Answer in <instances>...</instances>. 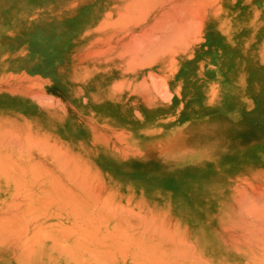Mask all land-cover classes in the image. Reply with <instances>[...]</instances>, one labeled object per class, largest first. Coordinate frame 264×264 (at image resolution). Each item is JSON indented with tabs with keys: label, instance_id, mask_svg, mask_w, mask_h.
<instances>
[{
	"label": "rangeland",
	"instance_id": "374dc122",
	"mask_svg": "<svg viewBox=\"0 0 264 264\" xmlns=\"http://www.w3.org/2000/svg\"><path fill=\"white\" fill-rule=\"evenodd\" d=\"M72 1L84 23L71 37L70 47L60 48L61 54L67 53L61 56L62 74L70 76L71 85L45 87L41 118L28 120L27 179L41 178L27 184V239H77L72 248L77 263L125 264L126 257L119 259L118 251H130V256L133 251L138 264H144L152 258L149 244H156L155 255L164 251L171 261L176 256L175 242L163 240L160 232L154 230L152 239H145V219L177 227L189 243L197 237L221 243L228 254L234 252L237 235L244 234L230 222L241 227L260 222L257 230L262 227L263 232L264 216L257 212H264V80L257 95H250L244 45L259 44L256 55L264 64V0L240 3L246 22L240 25L243 47L236 52L227 47L222 51L221 43L239 39L236 32L231 34L232 17L227 19V3L239 0H181L184 3L174 5L173 0H141L142 7L140 0ZM140 8L151 10L136 12ZM69 58L71 63H63ZM102 75L108 78L100 82ZM2 171L0 176L6 173ZM55 182L54 190L59 191L54 194ZM89 187L90 193H98L94 202L96 195L85 196ZM102 198L114 214L102 207ZM251 201L260 206L253 214L262 222L246 213ZM122 208L132 214L117 217L115 212L121 216ZM189 236L196 238L189 241ZM118 241H129L130 247L105 246ZM113 250L115 259L108 258ZM247 254L237 250L231 258L241 257L239 264H246ZM134 261L137 264V258Z\"/></svg>",
	"mask_w": 264,
	"mask_h": 264
},
{
	"label": "crops",
	"instance_id": "0c3cea01",
	"mask_svg": "<svg viewBox=\"0 0 264 264\" xmlns=\"http://www.w3.org/2000/svg\"><path fill=\"white\" fill-rule=\"evenodd\" d=\"M77 12L76 4L72 0H0V157L4 158L5 155V158L9 156L11 160H16L9 163L11 160L6 158L3 169L7 170L10 166L7 172L15 170L0 176V264H86L76 262L77 258L72 250L76 246L75 241L27 239L28 194L27 186L24 188L26 182L28 183V146L25 143L28 142L25 138L28 120L41 118L45 87L55 89L58 86L71 85L70 76L62 74L65 69L61 68V56H66L67 53L61 54L60 48L70 47L71 37L84 23V17L77 18ZM258 47L259 44L244 45L245 87L249 86L250 95H257L256 88L263 86L264 64L256 55ZM69 62L71 63V58L63 61ZM110 76L113 78V75ZM73 78H76L75 69ZM107 78L102 75L98 80L101 82ZM52 96L58 97L54 94ZM6 138L17 143H7ZM3 161L0 160V163ZM18 161L20 167L26 164L25 168H20ZM15 163L18 165L15 166ZM11 173L13 175L10 176ZM19 178H22V183ZM15 182L24 185L19 189ZM129 243L107 242L105 246L130 247ZM115 253V250L109 251L106 256L115 259V255L112 256ZM118 254L119 259L126 257L125 264H135L136 258L138 264V257H134L133 251L131 256L130 251H118Z\"/></svg>",
	"mask_w": 264,
	"mask_h": 264
},
{
	"label": "bare ground",
	"instance_id": "6f19581e",
	"mask_svg": "<svg viewBox=\"0 0 264 264\" xmlns=\"http://www.w3.org/2000/svg\"><path fill=\"white\" fill-rule=\"evenodd\" d=\"M99 1H101V0H99ZM126 1V0H125ZM133 1V0H132ZM131 0H130V2H132ZM136 1V0H135ZM141 1V0H140ZM144 1H146V0H144ZM151 1V0H150ZM157 1H159V0H157ZM156 1V2H157ZM163 1H166V0H163ZM162 1V2H163ZM168 1H171V0H168ZM244 0H239L238 2H236L234 5H230L229 3H227V10H228V8H229V11H228V14H227V19L229 20L231 17V20H229L230 21V23L232 24V26H231V31H233V32H231V34H233V37H234V32H236L237 33V35H235V36H242V34H241V31H242V29H241V24H242V28H243V21H244V19H243V10H241L240 8H239V5H240V3L241 2H243ZM137 2H138V0H137ZM151 2H155L154 0H152ZM167 2V1H166ZM129 3V2H128ZM126 4L125 6L127 7V5H128V7L131 5V3L130 4ZM140 3V5H141V3H143V1H141V2H139ZM139 3H136L137 5H139ZM146 3H149V2H145V4ZM160 4H161V2H159ZM174 3L176 4V3H184V2H181V0H173V2L171 3L172 5H174ZM144 4V3H143ZM158 4V3H157ZM157 4H155V6L154 5H151L152 7L154 6V7H156V5ZM163 4H164V2H163ZM132 6V5H131ZM133 6H134V3H133ZM151 6H149V7H151ZM140 7H142V5L140 6ZM148 7V6H147ZM130 8V7H129ZM135 8V7H134ZM178 8V7H177ZM131 9V8H130ZM136 10V9H135ZM140 10H141V8H140ZM143 10V9H142ZM142 10L141 11H136V12H141L142 13ZM145 10V12L148 10V8H145L144 9ZM143 10V11H144ZM149 10H151L150 8H149ZM148 10V11H149ZM127 11V10H126ZM132 11H133V9H132ZM147 11V12H148ZM82 12V14H81V16L83 15V11H81ZM161 12V11H160ZM129 13L130 14H132L131 12H128V15H129ZM140 13V14H141ZM150 13V12H149ZM162 13V12H161ZM166 13V12H165ZM164 13V14H165ZM139 14V13H138ZM139 14V15H140ZM146 14V13H145ZM144 14V15H145ZM160 14V13H159ZM84 15H85V13H84ZM119 15V14H118ZM121 15H125V16H122L123 18L125 17H127L126 15H127V13L126 14H121ZM133 15V14H132ZM134 15H136L137 16V14H134ZM142 15V14H141ZM161 15H163V13L161 14ZM120 16V15H119ZM131 16V15H130ZM159 16V15H158ZM156 17V19L158 18V19H160L159 17ZM107 17V16H106ZM118 17V16H117ZM144 17H146V16H144ZM119 18H121V17H119ZM134 18L136 19V17L134 16ZM130 19V20H132L133 22H134V20L135 19ZM140 18V17H139ZM161 18H163V16H161ZM118 19V18H117ZM122 19V18H121ZM105 20V19H104ZM104 20H102L101 21V23L104 21ZM114 20V19H113ZM119 20V19H118ZM123 20V19H122ZM126 20H128V19H126ZM126 20H125V22H126ZM130 20H128L127 22L129 23V21ZM139 20V19H138ZM140 21V20H139ZM118 22V21H117ZM122 22V21H121ZM126 22V23H127ZM136 22H138V21H136ZM135 22V23H136ZM244 22H246V20L244 21ZM119 23V22H118ZM123 23H124V21H123ZM125 23V24H126ZM127 23V24H128ZM99 24H100V22H99ZM104 24V23H103ZM112 24H114V23H112ZM122 23H120V25H121ZM125 24H123V25H125ZM127 24H126V26H127ZM117 25H119V24H117L116 23V26ZM114 27H115V25H114ZM122 27V26H121ZM120 27V28H121ZM117 28V27H116ZM124 29H125V27H124ZM123 29V30H124ZM121 30H122V28H121ZM236 30V31H235ZM128 32V31H127ZM127 32H126V34H127ZM239 32H240V34H239ZM123 35H124V33H122ZM125 34V35H126ZM136 35V34H135ZM134 35V36H135ZM210 35H211V31H210ZM213 35V34H212ZM216 35H217V33H216ZM122 36V35H121ZM133 36V37H134ZM218 36V35H217ZM216 36V37H217ZM124 37V36H123ZM132 38V37H131ZM137 38V37H136ZM135 39V37L133 38V40ZM239 39H240V37H239ZM237 37H235L234 39H233V42H224L223 43V45H222V43H221V47H222V51H227V48H229L230 50H232V51H235L234 49H241L242 47H243V41H241V39H240V41H238L239 40ZM137 40V39H136ZM124 42V41H123ZM134 42V41H133ZM216 42V41H215ZM242 42V44H240ZM126 43V42H125ZM127 43H128V40H127ZM121 44V43H120ZM127 45V44H126ZM213 45H216L215 43H213ZM227 47V48H226ZM134 52H136L135 50H134ZM236 52V51H235ZM119 53V52H118ZM135 56V55H134ZM149 56V55H148ZM147 56V60L148 59H150L151 57H148ZM136 57V56H135ZM146 58V57H145ZM152 59V58H151ZM145 62H146V60H145ZM131 63V62H130ZM146 63H148V62H146ZM225 70V69H224ZM225 73H226V70H225ZM222 74V73H221ZM145 83V82H144ZM148 86V85H147ZM4 100V99H3ZM122 121V120H121ZM135 125H136V123H135ZM6 133H8V132H6ZM15 133V132H14ZM2 135H4V134H2ZM6 135H8L9 136V134H6ZM10 135H13V134H10ZM20 136V135H19ZM6 137V136H5ZM15 137H17V136H15ZM29 137V136H28ZM2 138V137H1ZM8 138H10V137H8ZM25 138H27L26 136H25ZM18 139V138H17ZM23 139V138H22ZM21 139V140H22ZM11 140V139H10ZM13 140V139H12ZM14 140H15V138H14ZM19 140H20V138H19ZM24 140V139H23ZM27 140H28V138H27ZM6 141H7V143L9 142H14V143H17V142H15V141H8L7 140V138H6ZM26 141V140H25ZM28 141H30V140H28ZM32 141H34V140H32ZM31 141V142H32ZM36 142L38 141V140H35ZM41 141V140H40ZM45 141V140H44ZM24 142V141H23ZM35 142V143H36ZM3 143H5L4 141H3ZM19 143H20V141H19ZM26 143V145H27V143H29V142H25ZM24 143V144H25ZM45 144H46V142H44ZM21 144V143H20ZM33 144V143H32ZM37 144H38V142H37ZM56 144V143H55ZM11 145V144H10ZM39 145H40V143H39ZM41 145H42V142H41ZM23 146V145H22ZM31 146V145H30ZM52 146V145H51ZM12 147V146H11ZM47 147V146H46ZM8 148V147H7ZM26 148V147H25ZM31 148V147H30ZM16 149V148H15ZM14 149V150H15ZM20 149V148H19ZM27 149V148H26ZM56 150V149H55ZM19 151V150H18ZM21 151V150H20ZM29 151V150H28ZM10 152V151H9ZM53 152H54V150H53ZM12 153V152H11ZM19 153V152H18ZM57 153H58V150H57ZM59 153H60V151H59ZM21 154H22V151H21ZM61 154V153H60ZM16 155V154H15ZM64 154L62 153V155H61V157L63 156ZM18 156V155H17ZM21 156L22 155H20V157L19 158H21ZM60 156V155H59ZM4 158H2V156L0 157L1 159V162L3 161V159H4V161H3V163H0V165H1V171L3 170H6V168H4L3 169V164L5 163V160H6V158H9V156H6V158H5V155L3 156ZM29 157V156H28ZM33 157V156H32ZM64 157V156H63ZM62 157V158H63ZM17 158V157H16ZM19 158H17V159H19ZM65 158V157H64ZM63 158V159H64ZM10 160L12 159V158H9ZM13 159H15V158H13ZM28 159V158H27ZM57 159H59V158H57ZM8 160V159H7ZM29 160H30V158H29ZM12 161H14V162H16V160H11V161H8L9 163L10 162H12ZM19 161H21V160H19ZM18 161V162H19ZM31 161V160H30ZM29 161V162H30ZM69 161V160H68ZM61 162V161H60ZM70 162V161H69ZM68 162V163H69ZM6 163H7V161H6ZM8 163V164H9ZM22 163V162H21ZM8 164L6 165V166H8ZM19 164V165H18ZM18 164H14L15 166H19L20 167V162L18 163ZM10 165V164H9ZM12 165V164H11ZM14 165H12V166H14ZM25 165L26 164H23V166H21V167H23V168H25ZM66 165V164H65ZM68 165V164H67ZM29 166V165H28ZM31 166H32V163H31ZM35 166V165H34ZM70 166V165H69ZM68 166V167H69ZM72 166V168L74 167L73 165H71ZM70 166V167H71ZM5 167V166H4ZM20 167V168H21ZM35 167H37V166H35ZM66 167V166H65ZM28 168H30V167H28ZM67 168V167H66ZM8 169H10V166H8ZM7 169V170H8ZM31 169H33V168H31ZM38 169V168H37ZM7 170H6V173H7ZM13 170V169H12ZM26 170V169H25ZM28 170V169H27ZM39 170L40 169H38V172H39ZM69 170V169H68ZM74 170H76V169H74ZM78 170V169H77ZM76 170V171H77ZM2 171V173H4ZM17 171V170H16ZM34 171V170H33ZM75 171V174L78 172H76ZM27 172L28 171H26V174H27ZM31 172V171H30ZM35 172V171H34ZM67 172V171H66ZM6 173H4V174H6ZM10 173V172H9ZM23 173H25L24 171H23ZM37 173V172H36ZM42 172H40V174H41ZM8 174V173H7ZM6 174V175H7ZM18 174V173H17ZM33 174V173H32ZM43 174V173H42ZM72 174V173H71ZM11 175H13L12 173L10 174V176ZM14 175H15V173H14ZM38 174H36V176L35 175H33V177L35 176V177H38L37 176ZM73 175V174H72ZM76 175H78V173L76 174ZM86 175V174H85ZM22 176V175H21ZM25 176V175H24ZM32 176V175H31ZM42 176V175H41ZM68 176V175H67ZM74 176V175H73ZM80 177L82 176V174L81 175H79ZM14 177H16V176H14ZM17 177H19V175L17 176ZM16 177V178H17ZM27 177V176H26ZM34 177V178H35ZM70 177V176H69ZM82 177H84V176H82ZM10 178H12V177H10ZM23 178V177H22ZM22 178L20 179L19 178V180H21L20 182L22 183ZM29 178H30V176H29ZM28 178V179H29ZM39 178H41V177H38V179ZM48 178V177H47ZM52 178V177H51ZM51 178H49V180H54L53 178L51 179ZM8 179H9V177H8ZM27 179V180H28ZM38 179H36V180H38ZM82 179V178H81ZM84 180H86L85 179V177L83 178ZM19 180H17V181H19ZM31 180V179H30ZM36 180L35 181H33V179H32V181H29V184H30V182H36ZM45 179H42L41 180V182H42V184L46 181H44ZM49 180L47 179V181H48V183H49ZM77 180V179H76ZM13 181H15V180H13ZM82 181V180H81ZM26 181L24 180V183H25ZM39 182H40V180H39ZM52 181H50V183H51ZM74 182H78L79 183V180L78 181H75L74 180ZM15 183H18V182H15ZM24 183L22 184V185H19L20 183H18L17 185L19 186V189H21L22 187H23V185H24ZM58 183V182H57ZM56 182L54 183V186H52V187H54L53 188V190L54 189H56L55 188V184H57ZM78 183H76V184H78ZM80 183H83V184H85V181L84 182H80ZM96 183V182H95ZM26 184H28L27 182H26ZM34 184V183H33ZM40 184V183H39ZM39 184L37 183V185L39 186ZM89 184V186H90V183H88ZM88 184H86V188H87V186H88ZM31 185V184H30ZM58 185V184H57ZM56 185V186H57ZM81 185V184H80ZM94 185V184H93ZM20 186H22L21 188H20ZM25 186H27V185H24V188H26ZM34 185H32V187H33ZM38 186H36V187H38ZM63 187V185H61L60 184V187ZM95 186V185H94ZM98 186V185H97ZM96 186V187H97ZM28 187H29V185H28ZM31 187V186H30ZM43 187H45V186H43ZM42 187V188H43ZM80 187H82V188H85V187H83V186H80ZM79 187V188H80ZM92 187V186H91ZM91 187H89V188H91ZM95 187V188H96ZM64 188H65V186H64ZM64 188H62V189H64ZM94 188V189H95ZM15 189H16V187H15ZM41 189V188H40ZM93 189V190H94ZM17 190V189H16ZM16 190H15V192H16ZM65 190H67V188H65ZM82 190V189H81ZM30 191V190H29ZM29 191H27L28 193V195H29ZM33 191V190H32ZM35 191V190H34ZM33 191V192H34ZM41 191V190H40ZM58 191H59V187H58ZM58 191H55L54 190V194H55V192L57 193ZM61 191H63V190H61ZM67 191H69V190H67ZM86 191H87V189H86ZM92 191V188H91V190L89 191V192H86V194L88 193H90ZM101 191V190H100ZM23 192V191H22ZM26 192V191H25ZM48 192V191H47ZM50 192H53L52 190L50 191ZM99 192V191H98ZM247 192V191H246ZM246 192H244V193H246ZM259 192H262V191H257V193H259ZM17 193V192H16ZM15 193V194H16ZM24 193V192H23ZM43 193V192H42ZM49 193V192H48ZM249 193V192H248ZM247 193V194H248ZM14 194V193H13ZM31 194V193H30ZM32 194H35V193H32ZM37 192H36V196H37ZM91 194L92 193H90L89 195H85V196H87L86 198H90L91 197ZM99 194H100V192H99ZM260 194V193H259ZM35 195H33L32 197H34ZM93 196L94 195H96L95 196V198H93V196H92V202H94V200L96 199V197L98 198L99 196H97L98 195V193L96 194V192L95 193H93L92 194ZM102 195H104V194H102ZM30 196V195H29ZM28 196V197H29ZM42 196V195H41ZM105 196V195H104ZM263 196V195H262ZM21 197V196H20ZM53 197H55V196H52V197H50L51 199L53 198ZM257 197V196H256ZM260 197V195L257 197V201H258V198ZM22 198V197H21ZM24 198V197H23ZM27 198V197H26ZM64 198V197H63ZM67 198V197H66ZM66 198H65V201L67 202V201H70L69 200V198L71 199V197H69V198H67L68 200H66ZM105 198V197H104ZM104 198H102V202H100V201H98V202H100V203H103L104 201V203H108V200L106 201V200H104ZM128 198V197H127ZM261 198V197H260ZM263 198H264V196H263ZM263 198H261V199H263ZM31 199V198H30ZM29 198L27 199V200H30ZM34 199H36V198H34ZM37 199H38V196H37ZM250 199V198H249ZM40 200H41V198H40ZM98 200H100V198L98 199ZM248 200V199H247ZM251 200V199H250ZM32 201V200H31ZM36 201V200H35ZM252 201H254L253 199H252ZM251 201V202H252ZM257 201H255V202H257ZM25 202V201H24ZM30 202V201H29ZM37 202V201H36ZM129 202V201H128ZM258 202H260V201H258ZM257 202V203H258ZM22 203V202H21ZM28 203V202H27ZM69 204L71 203V202H68ZM68 203H67V205H68ZM103 203V204H104ZM111 203V202H110ZM247 203V202H246ZM262 203V202H261ZM64 204H66V203H64ZM72 204H73V202H72ZM93 204H95V203H93ZM102 204V207L103 206H105V208H106V206L108 205V204H104L103 205ZM251 204H253V205H251ZM249 203L248 205H249V209L247 210V212L246 213H248V211L251 213V214H253L255 211H256V209H257V211L260 209L261 210V208H262V206L264 205L263 203H262V205H261V208H260V206H257V204H254L253 202L252 203ZM28 205V204H27ZM246 205V204H245ZM247 205V206H248ZM259 205V204H258ZM89 206H93V205H89ZM110 206L111 205H109V206H107L109 209V211H112V213H113V210H111V208H110ZM250 206H252V207H250ZM256 206V207H255ZM97 207V206H96ZM102 207H100V205H99V208H102ZM115 207H119V205H116ZM238 207H240V205H238ZM18 208V207H17ZM92 208V207H91ZM105 208H103V209H105ZM114 208V207H113ZM246 208V207H245ZM244 208V209H245ZM251 208H252V210H251ZM255 208V209H254ZM94 209V208H93ZM121 209V208H120ZM123 209V211H119L120 213H121V216L120 215H118L117 214V212H115L116 213V215H117V217H120V218H122V219H124L123 217H122V215L123 214H132V213H129V212H125L124 211V208H122ZM254 209V210H253ZM263 209V208H262ZM119 210V209H118ZM264 210V209H263ZM96 211H97V208H96ZM127 211V210H126ZM256 211V212H257ZM118 212V213H119ZM125 212V213H124ZM241 212V211H240ZM260 212V211H259ZM259 212H257V216H259V217H263L264 216V212L263 211H261L260 213ZM111 213V212H110ZM134 213V212H133ZM249 213V214H250ZM114 214V213H113ZM126 214H125V216H126ZM240 214V213H239ZM250 214V215H251ZM128 215V216H129ZM114 216V215H113ZM254 218H255V214H253L252 215ZM118 219V220H120L119 222H121V220L122 219ZM255 219H257V217L255 218ZM250 220H252V218L250 219ZM258 221H261L262 222V220L260 219V218H258L257 219ZM253 221L254 220H252V221H250L252 224H253ZM62 222V221H61ZM132 222V221H131ZM235 223H232V222H230V225L233 227V228H235V229H237L238 231H244V232H242V233H244L243 235H237V238H236V240H235V245L233 246V249H234V252L233 253H236V251L237 250H241V251H244V252H246V254H247V257H246V255L245 256H243L244 257V261H247L248 262V264H264V239H262V237L260 238V236L259 235H264V231L262 232L261 231V228H260V233H262V234H260V233H258V231L259 230H257L258 229V225L260 224V222L258 223H255L253 226H251V225H243V226H245V227H241V224H237V222L236 221H234ZM247 222V221H246ZM246 222H244V223H246ZM250 222H249V220H248V223L250 224ZM130 223V222H129ZM140 224V223H139ZM142 225L144 226V231H145V234L148 236L147 238H145V239H149V237H150V235H153L152 234V232L154 231V230H156L155 232H157L156 234L158 235L159 233L158 232H160L163 236H161V234H160V236H161V238L164 240V239H167V240H170V239H172V240H170V243L172 244V241H174L175 242V245H174V254H173V256L174 255H176V256H174V258H172L173 260L171 261V260H168V258H166V254L164 255V253H162V252H164V251H162L161 253H159L158 255H155V253L156 252H158L157 250L158 249H156V244L154 245V247L153 246H149L150 244H149V242L148 243H146V244H144L143 246L145 247L146 245H148V247L149 248H151L153 251H152V253L150 252L149 253V256H152V258L151 257H148L147 258V260L149 259V261H147L148 263H144L143 261H142V263H144V264H151V263H153V264H158L159 262H165L166 264H171L170 262H173L172 264H231L232 262L231 261H233V259L234 258H231L232 257V255H233V253L231 254H228L227 252V250H225L224 249V245L223 244H221V243H219V244H214L215 242H211V240H209L208 238H205V237H203V238H199V237H197L196 238V236H193L192 238H196L195 240H193V241H191L192 240V238L189 240V241H191L190 243L188 242V238H187V236H185V234L184 233H182L177 227H174V228H172L171 226H169V225H163V223L160 221V220H155V221H152V220H147V219H145L143 222H142ZM256 225V226H255ZM221 226H223V224L221 225ZM258 226V227H257ZM261 226H264V224L262 223V225ZM257 227V228H256ZM225 229L226 230H229V228L228 227H225ZM256 230H257V232H256ZM262 230H264V227H263V229ZM233 231H234V229H233ZM154 233V232H153ZM246 233V234H245ZM126 234V233H125ZM150 234V235H149ZM232 234V233H231ZM259 234V235H258ZM129 235H130V233H129ZM256 235H258V236H256ZM70 236V235H69ZM132 236V235H131ZM130 236V237H131ZM135 236V235H134ZM234 236V235H233ZM236 236V235H235ZM76 237H77V235H76ZM80 237V236H79ZM79 237H77V238H79ZM227 237H229V236H227ZM243 237V238H242ZM170 238V239H169ZM180 238V239H179ZM72 239H76V238H72ZM134 239V238H133ZM132 238H131V240H133ZM137 238H136V236H135V239L134 240H136ZM150 239H152L151 237H150ZM229 239H230V237H229ZM85 240V239H84ZM138 240V239H137ZM142 240V239H141ZM77 239H76V243H77ZM143 241V240H142ZM141 241V242H142ZM89 242V241H88ZM140 242V243H141ZM165 242V241H164ZM174 242H173V244H174ZM233 242V241H232ZM78 243H80V242H78ZM153 243V242H152ZM168 243V242H167ZM192 243V244H191ZM73 244H75V243H73ZM83 244V243H82ZM169 244V243H168ZM172 244V245H173ZM230 245V244H229ZM141 246V245H140ZM147 247V246H146ZM171 247V246H170ZM173 247V246H172ZM171 249V250H172ZM135 252V254H136V251H134ZM172 252V251H171ZM167 253V252H166ZM160 254H163V255H160ZM169 254V253H168ZM170 255H172V254H170ZM155 256V257H154ZM144 257V256H143ZM163 257L165 258V259H163ZM169 257V256H168ZM172 257V256H171ZM178 259H176V258ZM167 259V260H166ZM169 259H171L170 257H169ZM174 259L176 260V261H174ZM151 260V261H150ZM162 260V261H161ZM166 260V261H165ZM241 260V257H239V258H237V259H234V264H239V262H241L240 261ZM167 261H169L168 263H167ZM243 261V262H244ZM177 262H179V263H177ZM180 262H183V263H180ZM247 262H244V263H246L247 264ZM159 264H164V263H159ZM242 264V263H241Z\"/></svg>",
	"mask_w": 264,
	"mask_h": 264
}]
</instances>
